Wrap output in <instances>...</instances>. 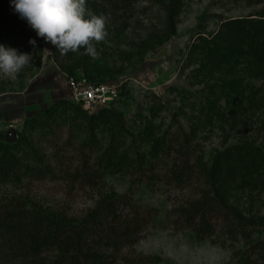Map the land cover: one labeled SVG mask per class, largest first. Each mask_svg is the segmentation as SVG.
Returning a JSON list of instances; mask_svg holds the SVG:
<instances>
[{
  "label": "rangeland",
  "instance_id": "rangeland-1",
  "mask_svg": "<svg viewBox=\"0 0 264 264\" xmlns=\"http://www.w3.org/2000/svg\"><path fill=\"white\" fill-rule=\"evenodd\" d=\"M86 8L106 19L105 39L92 42L96 58L84 48L63 54L0 0V44L30 56L16 80L0 76V135L16 134L14 144L0 142L15 162L0 176V221L42 211L81 224L110 200L121 221L137 216L144 223L130 245L101 247L108 264L254 259L251 248L264 241V188L239 179L213 185L201 170L235 146L264 153V77L246 63L215 67L204 58L203 40L261 12L264 2L86 0ZM68 77L115 86L119 99L77 112ZM149 125L167 142L158 162L142 159L149 146L139 134ZM108 150L127 152L137 165L106 172ZM4 239L0 264H67L53 248L15 255Z\"/></svg>",
  "mask_w": 264,
  "mask_h": 264
},
{
  "label": "trees",
  "instance_id": "trees-1",
  "mask_svg": "<svg viewBox=\"0 0 264 264\" xmlns=\"http://www.w3.org/2000/svg\"><path fill=\"white\" fill-rule=\"evenodd\" d=\"M224 28L210 41L203 40L204 58L215 67L225 70L236 69L240 62L246 63L253 73H260L264 77V9L253 16L230 20L224 24ZM70 105L73 107L71 109L80 110ZM158 130L157 126L149 125L139 134L149 146L142 159L148 157L146 160L158 162L160 153L167 147L163 137L155 136ZM9 151L0 145V176L4 179L8 176V170L15 165ZM136 163L127 152L118 155L111 150L104 154L102 160L104 170L108 173L123 171ZM201 172L213 185L222 178L229 182L239 179L247 185L264 188V153L252 145L235 146L218 154L213 166ZM115 210L114 202L105 201L81 224L42 211L11 216L6 214L0 221V236L9 243L15 255L25 251L40 254L46 248H53L64 254L67 264H108L107 258L99 253L101 247L119 250L125 244L130 245L141 233L144 223L137 216L121 221ZM199 224L203 232L209 231L210 224L206 217ZM251 249L256 253L255 258L244 255L240 264H264V241L257 242L256 247ZM259 260L262 262L259 263Z\"/></svg>",
  "mask_w": 264,
  "mask_h": 264
},
{
  "label": "clouds",
  "instance_id": "clouds-1",
  "mask_svg": "<svg viewBox=\"0 0 264 264\" xmlns=\"http://www.w3.org/2000/svg\"><path fill=\"white\" fill-rule=\"evenodd\" d=\"M19 17L27 22L37 37L51 43L63 54L85 49L96 58L98 52L92 42L103 41L106 19L86 8V0H9ZM35 44V40H29ZM30 63L29 54L0 44V76L16 80Z\"/></svg>",
  "mask_w": 264,
  "mask_h": 264
},
{
  "label": "built area",
  "instance_id": "built-area-1",
  "mask_svg": "<svg viewBox=\"0 0 264 264\" xmlns=\"http://www.w3.org/2000/svg\"><path fill=\"white\" fill-rule=\"evenodd\" d=\"M67 91L69 102L85 112L108 108L120 95L115 86L73 77L67 78Z\"/></svg>",
  "mask_w": 264,
  "mask_h": 264
},
{
  "label": "water",
  "instance_id": "water-1",
  "mask_svg": "<svg viewBox=\"0 0 264 264\" xmlns=\"http://www.w3.org/2000/svg\"><path fill=\"white\" fill-rule=\"evenodd\" d=\"M15 139H16V134L13 131L9 132L5 136L0 135V142H6L8 144H14Z\"/></svg>",
  "mask_w": 264,
  "mask_h": 264
}]
</instances>
